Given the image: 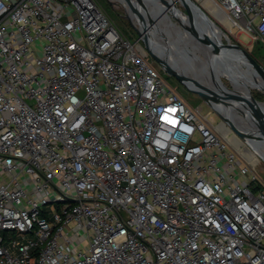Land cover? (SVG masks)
<instances>
[{"label": "built area", "instance_id": "built-area-1", "mask_svg": "<svg viewBox=\"0 0 264 264\" xmlns=\"http://www.w3.org/2000/svg\"><path fill=\"white\" fill-rule=\"evenodd\" d=\"M213 1L264 42V0ZM144 51L96 0H0V264H264L260 158Z\"/></svg>", "mask_w": 264, "mask_h": 264}, {"label": "bare ground", "instance_id": "bare-ground-1", "mask_svg": "<svg viewBox=\"0 0 264 264\" xmlns=\"http://www.w3.org/2000/svg\"><path fill=\"white\" fill-rule=\"evenodd\" d=\"M112 1L117 4L119 2L125 7L129 17L134 20L137 30L148 35L154 52L160 55L163 59L167 60L173 68L175 67L181 73L200 81L202 84L219 93L230 91L250 100H252V97L248 96L244 87L264 91V77L243 58H239V54L235 51L232 53L233 58L222 56L221 53H216L213 46L209 44H199V41H197L191 34L190 37L188 33L189 30L197 28V30H201L200 35L210 37L217 43L219 41L224 42L221 37L223 34L221 28L217 26L212 27L209 23H206L204 17L195 11L196 9L194 10L193 6L192 12L199 26H197L196 22H190V19L181 11L179 6H174L179 0H168L171 2V5L167 6V12H170L180 24L183 23L187 27H184L185 30H180L172 24L171 19L165 16L166 10L162 3H158V6H154L152 0H143L144 5L149 6L148 8H145L144 5L142 6L138 4L136 0H132L138 7L136 9L126 0ZM207 5L212 6V8L219 7L213 0H207ZM216 13H218L219 18L228 19V25L230 27L232 26V21L227 17V15L223 14L220 9H218ZM165 26L170 27V31L167 28L165 29ZM180 42L186 44L185 50L181 48ZM188 48H191V51ZM189 54H194V58L189 57ZM194 60L196 61L194 62ZM240 61H243V63L247 65H244ZM214 64L225 68L234 89H230L225 86L224 83L218 79V77L211 78L209 71L210 69L212 70V65ZM205 74L206 77L204 76ZM224 106L226 108L224 113H227V115L230 116V122L233 125L236 124L240 130L247 132L252 136L242 138L240 136L237 137L232 135L229 137L228 134L232 129L225 123L219 124L220 126L218 125V129L222 131L226 137L228 136L229 140L235 144L238 149H240V146L243 145V142L249 143H245L247 148L244 150L245 153H243L247 155L251 161H254L255 163L259 162V157H257L259 156L258 153L264 158V142L257 138V135H259L258 132L254 133V128L257 125V119L254 116V112L251 107L240 101L231 100L229 105ZM260 106L264 109V103H261ZM250 144L253 146V149L251 146H248Z\"/></svg>", "mask_w": 264, "mask_h": 264}, {"label": "rangeland", "instance_id": "rangeland-1", "mask_svg": "<svg viewBox=\"0 0 264 264\" xmlns=\"http://www.w3.org/2000/svg\"><path fill=\"white\" fill-rule=\"evenodd\" d=\"M196 1L202 5L204 10L215 20V22L221 27V29L228 33L232 44L237 46V48H235V50H236L235 52L237 54H239V58H243L247 63H249L248 59L244 55V53L246 52L257 63H260L262 66H264V42L263 41L252 39V37L249 34H247L246 32L239 31L238 28H234L231 31V27L227 23L228 19H226V18L221 19V18H219L218 13H216V11L218 9H220L219 7H213L212 8V6L207 5V0H196ZM97 2L104 9V11L111 18V20L116 24V26L118 27L120 32L125 37L130 38L134 42L137 40L140 41V44L142 45V47L145 50L144 52H146V54L148 55L147 56L148 63L160 72V74L163 76V78L173 87V89L177 92V94L180 95L185 100V102H187V104L194 111L199 113L198 109H199V107H201L202 111H201V113H199V115L200 116H206L210 112L211 113L210 118L214 121V126H217L221 123H225L228 127H231V129H233L232 125L228 124L227 122H223L224 118L221 117L206 101H204L195 92L191 91L181 81L176 79L174 76L170 75L162 67V65L155 60V58L146 49L144 41L139 36V34L136 30L135 24H134L135 23L134 20H132L129 17L127 10L125 9V7L121 3L118 2V4H117L116 2H113L112 0H97ZM176 3H177V6H179V8L181 9V11L184 14H186V16L189 18V15L187 14V11H186L185 7L182 5V3L180 1H177ZM162 5L166 10L165 16H167L169 19H171L172 24H174L177 29L185 30L183 25L180 24L178 22V20H176V18L172 16V14L170 12H167V5H165V4H162ZM189 35H190V33H189ZM190 37H191V35H190ZM221 37H222V40L224 42L228 41V38L224 33L221 35ZM77 38L80 39V36L78 34H77ZM180 46L182 49L186 48L185 43L181 42ZM188 49H190V51H191V48H188ZM193 56H194V54H189V57L192 58ZM195 61L196 60H194V62ZM240 62L243 63V61H240ZM243 64L247 65L245 63H243ZM212 70L214 71V73L216 74L218 79L220 81H222V83H224L225 86H227L230 89H234V86L230 81L229 75L227 74V72L223 66L219 67V66L214 64V65H212ZM204 76L206 77V74ZM244 89H245L246 93L248 94V96H250V97L254 96L258 100L264 101V91H262L260 89H248L247 87H244ZM227 118L229 120H231L230 116H228V115H227ZM234 126H236V124ZM233 131H235V130L233 129ZM220 132L222 135H224L222 131H220ZM233 133L234 132L230 131L228 136L229 137L232 136ZM233 136H237V135H233ZM245 143L243 142V145L240 146V149H243V152L247 148L246 144H249V143H246V144ZM259 158L261 161H260V163H258V170H259L261 178H263V180H264V158H261V157H259Z\"/></svg>", "mask_w": 264, "mask_h": 264}, {"label": "water", "instance_id": "water-1", "mask_svg": "<svg viewBox=\"0 0 264 264\" xmlns=\"http://www.w3.org/2000/svg\"><path fill=\"white\" fill-rule=\"evenodd\" d=\"M126 1H128L129 4H131L136 9L138 8L137 5L135 4V2H133L132 0H126ZM136 1L138 4H140L142 6L144 5L143 0H136ZM179 1H181V3L184 5V7L187 11V14L189 15L190 22H193V23L196 22V24H197V20L195 19L193 12H192L193 11L192 6H193V9L194 10L196 9L195 11H197L198 13H200L204 17L206 23H209L212 27L217 26V27L221 28L215 22V20L204 10L202 5L199 4L196 0H179ZM152 3L154 6H158V3L159 4L162 3V4H165L167 6L171 5V2L168 0H152ZM176 5L177 4H175L174 6H176ZM146 7L148 8L149 6L147 5V6H145V8ZM181 24L183 25V27L187 28L185 24H183V23H181ZM197 26H199V25L197 24ZM166 28L169 29V31H170V27L165 26V29ZM136 30H137V28H136ZM137 32H138L139 36L141 37V39L144 41L146 49L155 58V60L157 62H159L162 65V67L170 75L174 76L176 79L181 81L191 91L195 92L204 101H206L221 117L224 118L225 122L232 125L233 129L235 130L234 132H236L242 138H245L247 136H252V135L248 134L247 132L240 130L239 128H237L236 126H234L230 122V120L227 118V113H224V110L226 109L224 105H229L230 100L231 101H240L246 105H249L251 107L252 111L254 112V116L257 119V125L254 128V133L258 132L259 135H257L258 136L257 138H259L262 142H264V124H263L264 109L260 106V104L264 103V101L258 100L254 96H252V100H250L244 96L235 94V93L230 92V91H227L225 93H219V92L211 89L210 87L202 84L200 81H198L194 78L188 77L187 75L178 71L175 67L173 68L168 63L167 60L163 59L162 57H160V55H158L154 52L152 45L150 44L148 35L141 33L139 30H137ZM222 32L227 36V38H228L227 42H220L219 41L217 43L216 41L212 40L210 37H207V36L204 37V36L200 35L201 30L199 31V30H197V28L190 29L188 33H190L197 41H199V44H204V45L209 44V45L213 46L216 53H221L222 56H228L230 58H233L232 53L234 51H236L235 48H237V46L232 44L227 32H225L223 30H222ZM244 55L248 59L250 65H252L254 67V69L264 77V66H262L260 63H257L246 52L244 53ZM209 74H210L211 78H217L216 74L211 69L209 71ZM253 135H256V134H253Z\"/></svg>", "mask_w": 264, "mask_h": 264}, {"label": "trees", "instance_id": "trees-1", "mask_svg": "<svg viewBox=\"0 0 264 264\" xmlns=\"http://www.w3.org/2000/svg\"><path fill=\"white\" fill-rule=\"evenodd\" d=\"M97 1V0H96ZM98 3V2H97ZM99 4V3H98ZM260 41V40H259Z\"/></svg>", "mask_w": 264, "mask_h": 264}]
</instances>
